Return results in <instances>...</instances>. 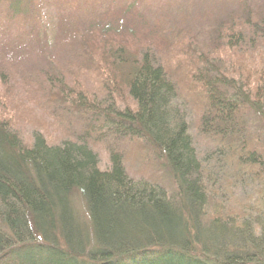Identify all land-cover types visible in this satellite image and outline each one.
I'll list each match as a JSON object with an SVG mask.
<instances>
[{
    "label": "trees",
    "instance_id": "obj_1",
    "mask_svg": "<svg viewBox=\"0 0 264 264\" xmlns=\"http://www.w3.org/2000/svg\"><path fill=\"white\" fill-rule=\"evenodd\" d=\"M43 1L60 21L84 14L87 3ZM224 1L231 10L218 24L169 38L156 28V41L147 30L136 43L119 42L121 30L90 40L92 71L50 59L38 84L0 79V264H264V11L251 7L258 0ZM15 15V35L23 37L32 19ZM0 19L6 31L8 20ZM66 83L77 92L60 90ZM50 94L66 114L86 113L105 121L106 130L88 121L77 139L52 136L56 144L38 130L28 133V122L36 129L55 125L38 101ZM126 95L134 108L116 116L94 100L124 103ZM251 112L255 121L247 119ZM60 131L71 135L67 126ZM118 131L156 148L176 200L164 186L130 177L116 153L109 169L99 168L92 145L106 143L107 133L116 140ZM198 131L213 160L198 155ZM239 181L255 185L243 201L232 195ZM219 193L224 198L209 209V195ZM76 194L87 226L78 219Z\"/></svg>",
    "mask_w": 264,
    "mask_h": 264
},
{
    "label": "rangeland",
    "instance_id": "obj_2",
    "mask_svg": "<svg viewBox=\"0 0 264 264\" xmlns=\"http://www.w3.org/2000/svg\"><path fill=\"white\" fill-rule=\"evenodd\" d=\"M71 1L78 6L87 2L84 6V14L83 10L77 16L69 14L62 21L59 20L56 13L47 9V4L43 0H15L16 3H14V0H11L9 3L0 4V18L4 17V20H8L7 30L0 32V79L13 80L24 88V84L29 87L28 81L38 84L36 80L41 78V71L49 66L50 59L60 64L70 63L72 65H78L84 63L88 66V71H92L95 65L89 64V60L87 59L90 57L88 56V42L92 39L98 38L97 40L99 41V38L104 37L106 34L113 35L116 31L119 32L121 30V37L118 38L119 42L122 43L128 39L136 43L134 40H138L142 32L147 30L145 34L149 37L148 39L156 41L157 38H152L157 32L156 28L163 29V34L166 38H169L171 36L170 32L176 34V32L183 28L196 27L199 29L200 26H205L208 22V24L223 22L222 20L228 17L226 12L231 10L230 4L224 0ZM256 4L257 6L252 5L251 7L255 9L259 7L264 11V0H258ZM13 11H21L32 19V28L23 37H16L15 35L16 29L12 24L16 20V15L15 12L11 14ZM213 19L215 20L212 21ZM0 22H2L1 19ZM0 29H3L2 26H0ZM137 48L138 46L133 47L132 51H135ZM97 49L98 45L96 44ZM140 51L144 53V50L140 49ZM97 52L98 50L95 53ZM74 67L77 68V66ZM95 68L99 71L98 66ZM103 72L102 70L101 73ZM64 73L66 72L64 71ZM23 78L27 80V83L22 81ZM93 85L97 84L93 82ZM36 86L33 87V90L35 88L39 89L38 87L40 85ZM63 87L68 89L69 95L77 92L73 88V85L68 86L66 83L60 87V90L65 92ZM41 88L42 84L40 86ZM40 89L37 93L40 92ZM195 93L197 95V92ZM127 97L126 95L124 103H120L119 101L116 103L111 96H106L103 99L102 97L96 96L94 100L99 104L101 109L111 105L110 112L116 116L117 111L121 114L126 111V108L133 110L134 106ZM38 101L41 108L44 107L48 110L49 119L56 120L55 125L59 130L56 129L55 125L45 126L43 128L39 126L36 129L33 123L28 122L27 132L30 133L38 130L43 134L46 142L49 144V139L54 135L60 139L79 138L78 136L83 133L85 124L88 121L93 122L95 126L100 127V130L103 129V131L108 126L105 121L102 126V121L98 118L94 119L86 113H79L78 116H75L68 109L70 113L66 114L64 111L66 106L65 104L62 105L63 102L59 100V96L56 94L39 98ZM41 108L37 106L36 111L39 113ZM252 114L254 115L252 112L248 114L247 119L255 121ZM100 118L102 120L101 116ZM192 122L194 124V119H192ZM191 124L189 123V125ZM63 125L68 127L71 135L65 137L66 134H62L60 130H62ZM256 125L258 126L257 123H254V128ZM21 128L22 126H20ZM126 132L118 131L112 133L116 135V140L111 137V134L107 133L104 135V138L107 139L106 143L108 144L98 141L95 145H92L97 153L99 168L102 170L109 169L111 164L110 155L116 153L119 157L118 159L121 158L123 168L130 177L136 180L145 179L148 182L164 186L168 197L176 200L178 195L174 187L175 182L173 183L166 167L165 159L160 156L156 148L151 146L147 140L134 137ZM60 139L52 137L50 140L56 144ZM193 140L198 155L209 156L211 158L210 160H213L214 153L205 138L200 134V131L194 134ZM262 141H264V137H262ZM235 185L238 187L232 186L231 188L233 189L232 195L237 200H241L240 197L243 193L245 196L251 194L254 191L253 186H255L254 183L251 186L250 184L246 185L243 181H239ZM75 197H77L75 206L78 212V219L84 226H87L88 216L83 205L84 201L78 194ZM218 197L224 198L223 196L221 197L220 193L209 195L207 199L209 203L206 202L209 205V209L216 204L215 202L217 200L215 199ZM244 201L243 203L247 204V200ZM250 203L253 204V201H250ZM233 207L236 210H240L238 206L235 207V204ZM245 215L248 218L251 216L247 213ZM246 217L245 219H247ZM250 219H253V217Z\"/></svg>",
    "mask_w": 264,
    "mask_h": 264
}]
</instances>
